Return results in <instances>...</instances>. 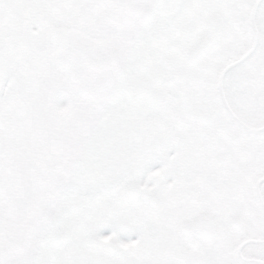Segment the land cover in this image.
I'll return each instance as SVG.
<instances>
[{
  "label": "snow or ice",
  "instance_id": "obj_1",
  "mask_svg": "<svg viewBox=\"0 0 264 264\" xmlns=\"http://www.w3.org/2000/svg\"><path fill=\"white\" fill-rule=\"evenodd\" d=\"M0 264H264V0H0Z\"/></svg>",
  "mask_w": 264,
  "mask_h": 264
}]
</instances>
